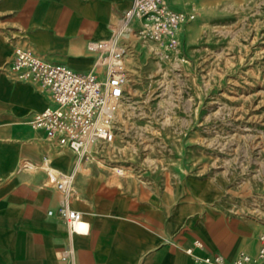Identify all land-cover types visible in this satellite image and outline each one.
Returning a JSON list of instances; mask_svg holds the SVG:
<instances>
[{
	"label": "rangeland",
	"instance_id": "1",
	"mask_svg": "<svg viewBox=\"0 0 264 264\" xmlns=\"http://www.w3.org/2000/svg\"><path fill=\"white\" fill-rule=\"evenodd\" d=\"M189 1L183 11L197 17L184 24L178 50L133 36L115 139L78 168L85 185L112 191L202 182L203 203L238 219L240 248L248 247L264 234V0ZM28 124V142L52 148L30 139L37 130ZM23 147L0 149L5 174H15L17 161H42L39 148Z\"/></svg>",
	"mask_w": 264,
	"mask_h": 264
},
{
	"label": "crops",
	"instance_id": "2",
	"mask_svg": "<svg viewBox=\"0 0 264 264\" xmlns=\"http://www.w3.org/2000/svg\"><path fill=\"white\" fill-rule=\"evenodd\" d=\"M132 1L0 0V149L37 147L28 142V121L49 104L38 85L12 79L16 51L30 49L50 61L88 71L96 60L88 43L108 38ZM179 1L180 9L169 4L176 10L187 9L190 1ZM36 130L30 139L37 138L46 147L44 131ZM56 148L39 149L43 157L51 151L55 168L75 169L77 191L71 205L82 213L88 228L69 232L59 213L63 192L46 184L43 159H27L35 166L21 171L25 159L17 161L15 174L0 168V264H195L186 251L195 240L205 245L195 247L197 254H222L230 263L239 250L258 248V238L256 244L240 248L241 222L225 218L208 201L203 203L206 184L202 182H181L160 191L96 188L95 183H83L78 168L83 163L75 165L69 149L59 153ZM21 154H26L25 149ZM198 212L203 215L195 219ZM69 248L72 255L65 258L63 252Z\"/></svg>",
	"mask_w": 264,
	"mask_h": 264
},
{
	"label": "built area",
	"instance_id": "3",
	"mask_svg": "<svg viewBox=\"0 0 264 264\" xmlns=\"http://www.w3.org/2000/svg\"><path fill=\"white\" fill-rule=\"evenodd\" d=\"M196 17L195 11L173 9L168 0H133L114 23L108 38L88 43V48L96 54L94 65L88 71L50 61L30 49H18L10 67L12 79L38 85L49 99L44 109L34 112L31 124L44 131L52 146L69 149L75 156V165L83 161L97 162L103 145L115 139V116L128 80L126 65L131 37L175 51L180 46L184 24ZM128 35L130 38H126ZM34 166L25 159L19 170ZM41 168L46 171V184L63 192L59 213L69 232H79L83 215L71 205L75 169L55 168L47 152ZM195 247L205 245L195 240L194 246L186 249L193 255L195 264H264V234L258 237L255 251L241 249L230 263H226L222 254L199 255ZM72 252V248L66 249L63 256L70 258Z\"/></svg>",
	"mask_w": 264,
	"mask_h": 264
},
{
	"label": "bare ground",
	"instance_id": "4",
	"mask_svg": "<svg viewBox=\"0 0 264 264\" xmlns=\"http://www.w3.org/2000/svg\"><path fill=\"white\" fill-rule=\"evenodd\" d=\"M36 98V97H35ZM30 101V100H29ZM29 103V102H28ZM27 103V104H28ZM31 104V103H30ZM35 106V105H34ZM30 123H31V120H30ZM32 125V124H31ZM33 126V125H32ZM62 152V150L61 151H59V153H61ZM50 157V159H51V156H49ZM86 224V225H85ZM87 228H88V223L85 221V219H82V221L79 223V226H78V229H79V231H84V230H87Z\"/></svg>",
	"mask_w": 264,
	"mask_h": 264
}]
</instances>
